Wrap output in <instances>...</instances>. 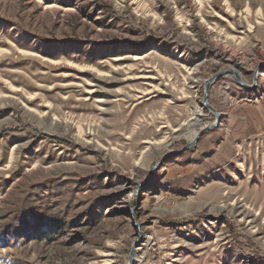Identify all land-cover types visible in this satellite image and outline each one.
Returning a JSON list of instances; mask_svg holds the SVG:
<instances>
[{
	"label": "rangeland",
	"instance_id": "obj_1",
	"mask_svg": "<svg viewBox=\"0 0 264 264\" xmlns=\"http://www.w3.org/2000/svg\"><path fill=\"white\" fill-rule=\"evenodd\" d=\"M224 68L253 88L217 78V125L170 153ZM134 241L135 264H264V0H0V264Z\"/></svg>",
	"mask_w": 264,
	"mask_h": 264
},
{
	"label": "water",
	"instance_id": "obj_2",
	"mask_svg": "<svg viewBox=\"0 0 264 264\" xmlns=\"http://www.w3.org/2000/svg\"><path fill=\"white\" fill-rule=\"evenodd\" d=\"M228 73H232L235 77V80L236 82L247 88V89H252L253 88V85H248L247 83L243 82L240 78V76L238 75V73L234 70V69H227V68H224V69H221L219 71H217L215 74H213L212 76H210L209 78H207L204 82V91H203V98H202V106L204 108H207L208 110H210L214 115H215V120L212 122V123H209L207 126H205L204 128H202L196 135L195 137L190 141L188 142L186 145H184L181 149L179 150H175V151H172L170 153H178V152H181V151H184L188 148H191L193 147L196 142L198 141L199 137L206 131L214 128L218 121H219V118H220V114L207 102V96H208V91H209V87L210 85L217 79L219 78L220 76L222 75H225V74H228ZM256 74L257 72L255 71L254 73V84L256 83ZM159 164V162H157L153 167L152 169L150 170V172L152 170H154L157 165ZM149 172V173H150ZM135 243L136 241H134V243L132 244L131 246V250H130V253L128 255V259H127V264H135V261L133 260V256H134V248H135Z\"/></svg>",
	"mask_w": 264,
	"mask_h": 264
},
{
	"label": "bare ground",
	"instance_id": "obj_3",
	"mask_svg": "<svg viewBox=\"0 0 264 264\" xmlns=\"http://www.w3.org/2000/svg\"><path fill=\"white\" fill-rule=\"evenodd\" d=\"M238 75L241 78V75L238 73ZM202 116H203V109L198 108L193 112V115L191 119H189L187 122L182 124V132L184 133V136L188 139V142H190L195 135L205 126L208 124H204L202 122ZM134 260H140L141 256L134 254L133 256Z\"/></svg>",
	"mask_w": 264,
	"mask_h": 264
}]
</instances>
